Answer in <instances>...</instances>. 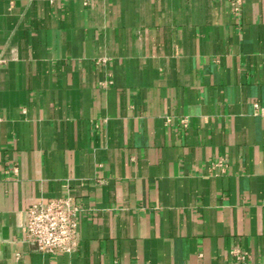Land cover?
<instances>
[{"label": "crops", "instance_id": "crops-1", "mask_svg": "<svg viewBox=\"0 0 264 264\" xmlns=\"http://www.w3.org/2000/svg\"><path fill=\"white\" fill-rule=\"evenodd\" d=\"M256 104L264 0H0V264H264ZM68 194L78 250L34 251Z\"/></svg>", "mask_w": 264, "mask_h": 264}, {"label": "built area", "instance_id": "built-area-1", "mask_svg": "<svg viewBox=\"0 0 264 264\" xmlns=\"http://www.w3.org/2000/svg\"><path fill=\"white\" fill-rule=\"evenodd\" d=\"M240 3L235 5L239 11ZM264 118V110L255 105ZM186 122V121H185ZM224 170L222 162L211 165V170ZM81 208L75 197L68 194L36 203L26 210V240L39 253L53 256L71 254L78 250V214ZM233 254L240 259L245 255L239 250Z\"/></svg>", "mask_w": 264, "mask_h": 264}]
</instances>
